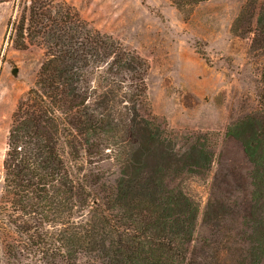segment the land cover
I'll return each mask as SVG.
<instances>
[{"label":"trees","instance_id":"trees-1","mask_svg":"<svg viewBox=\"0 0 264 264\" xmlns=\"http://www.w3.org/2000/svg\"><path fill=\"white\" fill-rule=\"evenodd\" d=\"M168 1L188 16L208 0ZM5 3L19 10L7 22L13 48L43 51L36 80L12 113L2 162L0 216L17 235L16 248L62 264H73L77 251L108 264H192L199 209L173 183L207 174L219 133L175 132L143 115L148 63L65 1ZM231 32L264 53V0H244ZM224 135L243 148L251 191L235 209L208 201L203 220L217 222L213 242L227 248L207 264H264V68L257 109ZM80 213L87 220L74 222Z\"/></svg>","mask_w":264,"mask_h":264},{"label":"rangeland","instance_id":"rangeland-1","mask_svg":"<svg viewBox=\"0 0 264 264\" xmlns=\"http://www.w3.org/2000/svg\"><path fill=\"white\" fill-rule=\"evenodd\" d=\"M59 1L73 6L93 29L111 36L148 63L149 108L143 115L164 119L175 132L219 133L207 174L184 176L173 183L199 209L188 262H211V257L220 256L227 247L221 241L213 242L217 222L203 220L208 201L221 198L235 209L248 200L251 191V165L243 148L224 135L229 124L257 109L262 88L264 53L251 50L250 37L231 32L244 0H208L188 16L168 0ZM18 14L13 3L0 5V201L11 116L18 99L34 84L43 60V51L37 46L16 50L11 45L7 22ZM102 167L104 172L112 170L107 164ZM0 217V264H62L59 258L42 260L39 254L16 248L17 235L7 218ZM86 217L87 213H80L74 222H85ZM73 258V264H108L96 252L77 251Z\"/></svg>","mask_w":264,"mask_h":264},{"label":"water","instance_id":"water-1","mask_svg":"<svg viewBox=\"0 0 264 264\" xmlns=\"http://www.w3.org/2000/svg\"><path fill=\"white\" fill-rule=\"evenodd\" d=\"M12 73L15 74L16 73V70H14Z\"/></svg>","mask_w":264,"mask_h":264}]
</instances>
